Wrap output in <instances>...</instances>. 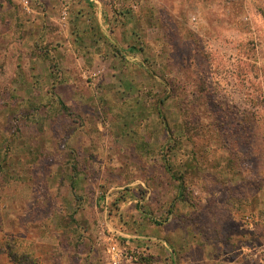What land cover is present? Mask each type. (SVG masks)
Instances as JSON below:
<instances>
[{
	"label": "rangeland",
	"instance_id": "obj_1",
	"mask_svg": "<svg viewBox=\"0 0 264 264\" xmlns=\"http://www.w3.org/2000/svg\"><path fill=\"white\" fill-rule=\"evenodd\" d=\"M0 264H264V0H0Z\"/></svg>",
	"mask_w": 264,
	"mask_h": 264
},
{
	"label": "built area",
	"instance_id": "obj_2",
	"mask_svg": "<svg viewBox=\"0 0 264 264\" xmlns=\"http://www.w3.org/2000/svg\"><path fill=\"white\" fill-rule=\"evenodd\" d=\"M245 219H246V218H245ZM250 222H251V220L249 219V224L251 225V223H250Z\"/></svg>",
	"mask_w": 264,
	"mask_h": 264
}]
</instances>
